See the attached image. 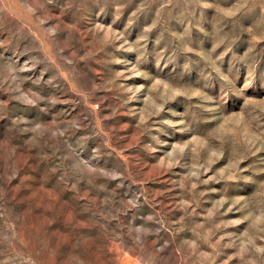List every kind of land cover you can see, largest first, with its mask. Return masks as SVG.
<instances>
[{"label":"rangeland","instance_id":"374dc122","mask_svg":"<svg viewBox=\"0 0 264 264\" xmlns=\"http://www.w3.org/2000/svg\"><path fill=\"white\" fill-rule=\"evenodd\" d=\"M0 264H264V0H0Z\"/></svg>","mask_w":264,"mask_h":264}]
</instances>
